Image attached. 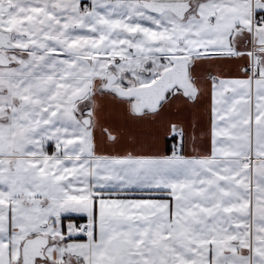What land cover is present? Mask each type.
<instances>
[{
  "label": "snow or ice",
  "instance_id": "obj_1",
  "mask_svg": "<svg viewBox=\"0 0 264 264\" xmlns=\"http://www.w3.org/2000/svg\"><path fill=\"white\" fill-rule=\"evenodd\" d=\"M0 264H264V0H0Z\"/></svg>",
  "mask_w": 264,
  "mask_h": 264
}]
</instances>
